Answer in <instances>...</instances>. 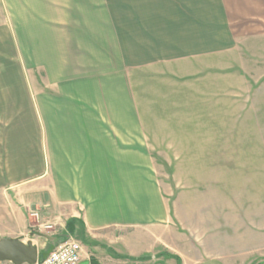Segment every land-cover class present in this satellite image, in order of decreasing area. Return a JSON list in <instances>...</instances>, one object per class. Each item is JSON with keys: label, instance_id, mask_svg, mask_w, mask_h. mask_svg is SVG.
I'll use <instances>...</instances> for the list:
<instances>
[{"label": "crops", "instance_id": "obj_1", "mask_svg": "<svg viewBox=\"0 0 264 264\" xmlns=\"http://www.w3.org/2000/svg\"><path fill=\"white\" fill-rule=\"evenodd\" d=\"M263 22L264 0H0V240L41 257L51 237L33 230L50 224L82 243L83 264L179 260L137 76H184Z\"/></svg>", "mask_w": 264, "mask_h": 264}, {"label": "rangeland", "instance_id": "obj_2", "mask_svg": "<svg viewBox=\"0 0 264 264\" xmlns=\"http://www.w3.org/2000/svg\"><path fill=\"white\" fill-rule=\"evenodd\" d=\"M261 31L236 53L192 61L184 76L180 67L137 76L152 120V150L142 152L179 226V260L172 252L126 264H264V22ZM33 233L69 239L56 227Z\"/></svg>", "mask_w": 264, "mask_h": 264}, {"label": "water", "instance_id": "obj_3", "mask_svg": "<svg viewBox=\"0 0 264 264\" xmlns=\"http://www.w3.org/2000/svg\"><path fill=\"white\" fill-rule=\"evenodd\" d=\"M56 237L49 238L51 246L41 257L36 246L32 242L25 243L20 239L5 238L0 240V263L10 262L12 264H36L39 257L47 258L56 245Z\"/></svg>", "mask_w": 264, "mask_h": 264}, {"label": "built area", "instance_id": "obj_4", "mask_svg": "<svg viewBox=\"0 0 264 264\" xmlns=\"http://www.w3.org/2000/svg\"><path fill=\"white\" fill-rule=\"evenodd\" d=\"M36 219L39 218L38 213H32ZM38 227L53 230L54 227L50 224H40ZM83 245L78 240L73 238L67 239L55 245L52 252L47 258H39L36 264H81L82 263Z\"/></svg>", "mask_w": 264, "mask_h": 264}, {"label": "trees", "instance_id": "obj_5", "mask_svg": "<svg viewBox=\"0 0 264 264\" xmlns=\"http://www.w3.org/2000/svg\"><path fill=\"white\" fill-rule=\"evenodd\" d=\"M110 253L112 254V256H114L115 258H121V256H119L118 254H116L113 250L109 249ZM131 260H137V259H131ZM90 264H97L96 261L94 260H91V263Z\"/></svg>", "mask_w": 264, "mask_h": 264}]
</instances>
